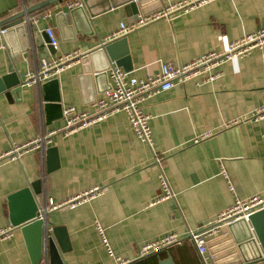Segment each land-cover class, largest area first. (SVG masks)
Returning <instances> with one entry per match:
<instances>
[{
  "label": "crops",
  "instance_id": "1",
  "mask_svg": "<svg viewBox=\"0 0 264 264\" xmlns=\"http://www.w3.org/2000/svg\"><path fill=\"white\" fill-rule=\"evenodd\" d=\"M41 1L0 0V21ZM71 1L75 0L31 14L22 30L12 27L6 31L7 40L0 39V78L13 67L23 80L42 59L79 55L49 80L45 92L41 85L24 86L10 100L0 93V230L10 228L7 197L28 183L42 180L38 198L42 207L98 188L73 209L46 211L45 225L62 228L67 236L68 248L61 259L56 256L58 264H113L95 221L104 228L115 255L128 264H202L188 234L215 228L217 217L235 198L264 196V119L251 117L264 105V48L223 61L146 100L143 109L149 116L151 146L135 137L122 112L69 135L48 134L63 127V107L93 111L92 102L103 98L109 87L107 67L115 65L133 78L146 79L163 64L186 65L210 52L223 53L227 44L264 29V0H206L192 9L176 10L115 43L111 64L97 49L121 24L131 23L137 12H163L187 0H133L135 9L126 10L123 5L129 0H114L111 9L110 2L90 0L84 10L72 11L67 9ZM47 28L57 41L54 54L45 48L39 52L32 41L46 35ZM88 54L89 60L83 62ZM209 75L213 78L206 81ZM43 96L58 98L60 110L45 115ZM42 136L45 148L55 150L56 168L47 172L40 150L19 160L4 158L13 145ZM162 179L170 193L166 198ZM11 232L10 238L0 241V264H32L20 230ZM247 232L239 226L235 237L237 252L249 264L260 261L262 251L256 238L247 242ZM212 233L208 241L214 242L220 234L216 229ZM168 235L180 242L138 256L142 245ZM208 254L212 255L209 248ZM46 258L43 251L37 264L46 263Z\"/></svg>",
  "mask_w": 264,
  "mask_h": 264
},
{
  "label": "built area",
  "instance_id": "2",
  "mask_svg": "<svg viewBox=\"0 0 264 264\" xmlns=\"http://www.w3.org/2000/svg\"><path fill=\"white\" fill-rule=\"evenodd\" d=\"M206 0H187L169 6L163 12H154L146 15H137L136 21L126 24H121L119 29L107 39L111 41L113 39L125 37L128 33L148 24L160 18L169 17L170 13L179 9H192L196 4H200ZM82 5L81 0L71 1L67 4V9L72 10ZM50 17L49 14L44 15L45 19ZM7 29L0 30V39L3 37ZM45 34L48 38L49 45L54 49H57V41L54 37V33L51 28L45 29ZM264 48V29L247 35L242 39L233 43L227 44L223 53L210 52L186 65L174 66L172 64H163L160 67V71L153 76L146 79H137L129 75L125 70L120 69L115 65H111L108 69V77L110 79L109 87L105 91L103 98L97 99L92 102L93 111L91 113H79L72 106H65L62 109L63 127L50 132L51 136L56 133H63L69 135L84 127L102 122L107 117L114 113H124L129 121L130 128L137 139L142 143L151 146V129L149 126V116L144 112L143 105L146 100L151 98L156 93L169 90L175 85L183 84L196 77L202 76L208 72L211 68L220 65L223 61L236 59L247 55L253 49ZM78 52L72 54L60 55L42 59L39 67L35 72H29L22 80L23 86H39L44 82L54 79L64 69L68 68L77 58ZM212 76H207L206 81L212 79ZM253 119H264V105L254 111L251 115ZM47 140L45 136L40 139L29 141L22 145H13L10 150L3 155L4 158L9 160H19L21 156L28 154L32 151H45V144ZM2 156H0V159ZM222 173L225 172L222 170ZM226 177V175L224 174ZM162 190L164 192L163 197L170 196L169 190L164 179L160 182ZM229 189L232 187L229 185ZM100 191L98 188H94L89 192H84L80 196H76L61 204H52L51 201L47 205L43 206L42 210L46 213L47 210L53 211L60 208L73 209L79 205L82 201L89 198L92 194ZM264 209V196L252 197L246 200L235 198L234 203L223 213L217 217L215 221V228L204 229L201 231L190 232L188 234V240L194 245L202 264H215L212 255L208 254V238L213 234L212 230L220 226L232 224L238 221H244L248 223V218ZM94 228L99 235L102 246L104 247L107 256L112 259L113 264H128L129 260L118 257L113 252L108 239L105 234L104 228L97 221L94 223ZM11 229L7 228L0 230V241L12 236ZM180 242V239L174 235H168L162 237L156 241L146 243L140 247L139 257H144L150 253L157 252L161 249L169 248ZM237 264H248L243 261ZM251 264H264V256L261 260Z\"/></svg>",
  "mask_w": 264,
  "mask_h": 264
},
{
  "label": "water",
  "instance_id": "3",
  "mask_svg": "<svg viewBox=\"0 0 264 264\" xmlns=\"http://www.w3.org/2000/svg\"><path fill=\"white\" fill-rule=\"evenodd\" d=\"M59 1L63 0H43L25 9L24 12H20L14 16L4 19L0 21V30H8L12 27L17 28L18 26L22 27H18L19 29L16 30H22L24 28V25H26L28 17L31 14ZM89 1L90 0H82V5L76 8L84 10V7L88 4ZM104 1L106 3L110 2L109 4L111 5H109V9H111L114 0ZM133 2V0H129L127 4L123 5L124 9H135L136 4ZM137 14L135 15L136 17H134L131 23L136 21ZM88 15L92 17L90 13ZM3 37L5 38V40H7L6 32ZM124 39L125 38L122 37L113 39L106 43H101L97 50L100 52V54L102 53L104 55V53H106L111 64V60L113 58L110 51L111 48L114 46L115 43L123 41ZM32 41L36 44L39 52L42 50V48H45L49 51V53L54 54V49L49 45V41L46 35L42 34L41 37L34 38ZM12 54L13 53L10 52V55ZM89 57L90 54L86 55L82 61H88ZM108 68L109 67H107V69ZM22 84V79L19 77V75H16L14 68L8 67V72L6 73V75L0 78V93H2L5 98L10 100V96H16L21 93L22 87H24ZM50 84L51 83L49 81L41 84V91L45 92ZM41 103V108L45 115L60 110L58 98L54 99L43 96ZM44 153L47 160V172H49L50 170L56 168L58 165L57 159L54 156L55 150L48 148L44 151ZM41 197V179L33 181L32 183H28L25 188L9 195L6 199L9 215V224L11 228L20 230L28 253L30 255L32 264H37L39 262L43 251H46L47 256V261L46 263L44 262V264H58L56 256L61 259L60 255L66 252L68 248L67 236L65 234L64 229L59 227L50 228L45 225L44 219L46 214L42 210V205L39 203L38 200V198ZM248 221V223L244 221H238L232 224L220 226L218 228V232L220 235L217 237V239H215L214 242H211L210 240L208 241L207 247L209 248V252L213 255L215 264H235L241 261L244 262L245 259L243 258V256L237 252L238 240L235 237V232L239 226H243L247 229V242L252 243L256 238V241L259 244V248L262 251V256H264V209L252 214L248 218ZM251 239L253 241H251Z\"/></svg>",
  "mask_w": 264,
  "mask_h": 264
}]
</instances>
